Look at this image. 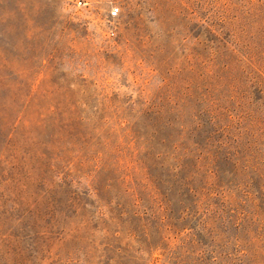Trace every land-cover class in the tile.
I'll list each match as a JSON object with an SVG mask.
<instances>
[{
    "label": "rangeland",
    "instance_id": "obj_1",
    "mask_svg": "<svg viewBox=\"0 0 264 264\" xmlns=\"http://www.w3.org/2000/svg\"><path fill=\"white\" fill-rule=\"evenodd\" d=\"M84 1L0 0V264H264V0ZM187 97L247 162L200 177L146 246L94 185L155 194L134 128L186 118Z\"/></svg>",
    "mask_w": 264,
    "mask_h": 264
},
{
    "label": "trees",
    "instance_id": "obj_2",
    "mask_svg": "<svg viewBox=\"0 0 264 264\" xmlns=\"http://www.w3.org/2000/svg\"><path fill=\"white\" fill-rule=\"evenodd\" d=\"M186 100L189 101L184 105L186 118L181 113L179 118L167 122H146L142 125L136 124L139 127L134 128L137 136L145 134V139L149 138L147 143L154 149L144 153L140 158L147 169V176L155 194L148 192L143 195V189L137 188L142 184L126 182L121 174L115 175L112 182H99L94 185L98 189L96 192L100 198H104V194L108 191H104L105 185L114 186L117 195L116 203L109 206L110 219L122 224L128 223V231L135 232L137 239L146 246L157 243L155 238L161 239L167 229L179 227L174 221L179 215H176L173 204L176 201L189 200L193 203L195 201L193 197L199 187L198 183L201 182L200 177L211 171L217 174L224 173L226 169L220 166L222 161V163L239 161L242 168L247 162V157L241 149H236L234 152L212 149V133L216 127L211 130L209 126H215L217 120L212 121L213 115L208 111V107L200 111L197 109L196 112L191 111L190 97ZM150 113L146 112L147 115ZM133 125L134 123L132 127ZM147 128H149L148 133H146ZM174 192H178V200H175ZM71 197L72 204L79 198L78 195ZM139 197L142 201L137 203ZM141 205L149 210L148 215L136 214V209ZM122 211H126V217H121L119 212ZM204 222L205 225L200 229L206 226L208 233H211L213 227L206 225V219ZM167 254L172 264H178L177 260L171 259L170 252Z\"/></svg>",
    "mask_w": 264,
    "mask_h": 264
},
{
    "label": "built area",
    "instance_id": "obj_3",
    "mask_svg": "<svg viewBox=\"0 0 264 264\" xmlns=\"http://www.w3.org/2000/svg\"><path fill=\"white\" fill-rule=\"evenodd\" d=\"M76 3L77 4H83L85 3L84 0H76ZM118 12H119V6L117 4H111L110 7H109V11H108V14L110 17H115L118 15ZM113 30H111L112 32Z\"/></svg>",
    "mask_w": 264,
    "mask_h": 264
}]
</instances>
